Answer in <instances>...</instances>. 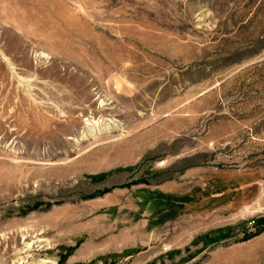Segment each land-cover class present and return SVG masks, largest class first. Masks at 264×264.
Segmentation results:
<instances>
[{"label": "rangeland", "instance_id": "1", "mask_svg": "<svg viewBox=\"0 0 264 264\" xmlns=\"http://www.w3.org/2000/svg\"><path fill=\"white\" fill-rule=\"evenodd\" d=\"M45 263L264 264V0H0V264Z\"/></svg>", "mask_w": 264, "mask_h": 264}, {"label": "bare ground", "instance_id": "2", "mask_svg": "<svg viewBox=\"0 0 264 264\" xmlns=\"http://www.w3.org/2000/svg\"><path fill=\"white\" fill-rule=\"evenodd\" d=\"M39 56V55H38ZM37 58V57H36ZM105 106H107V105H105ZM47 111L49 112V113H54V111L52 110V109H47ZM44 263V262H43ZM46 264V263H45Z\"/></svg>", "mask_w": 264, "mask_h": 264}, {"label": "built area", "instance_id": "3", "mask_svg": "<svg viewBox=\"0 0 264 264\" xmlns=\"http://www.w3.org/2000/svg\"><path fill=\"white\" fill-rule=\"evenodd\" d=\"M252 226H255V222H252Z\"/></svg>", "mask_w": 264, "mask_h": 264}, {"label": "trees", "instance_id": "4", "mask_svg": "<svg viewBox=\"0 0 264 264\" xmlns=\"http://www.w3.org/2000/svg\"><path fill=\"white\" fill-rule=\"evenodd\" d=\"M255 225H256V222H255Z\"/></svg>", "mask_w": 264, "mask_h": 264}]
</instances>
